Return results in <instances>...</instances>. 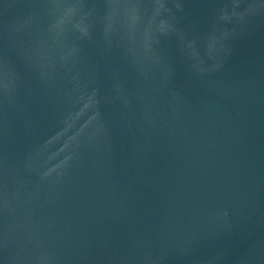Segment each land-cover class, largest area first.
I'll use <instances>...</instances> for the list:
<instances>
[{"label": "water", "instance_id": "1", "mask_svg": "<svg viewBox=\"0 0 264 264\" xmlns=\"http://www.w3.org/2000/svg\"><path fill=\"white\" fill-rule=\"evenodd\" d=\"M0 264H264V0H0Z\"/></svg>", "mask_w": 264, "mask_h": 264}]
</instances>
